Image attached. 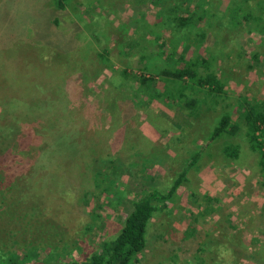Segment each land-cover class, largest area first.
<instances>
[{"label": "rangeland", "instance_id": "1", "mask_svg": "<svg viewBox=\"0 0 264 264\" xmlns=\"http://www.w3.org/2000/svg\"><path fill=\"white\" fill-rule=\"evenodd\" d=\"M213 1L220 10L228 2ZM171 4H162L164 13ZM159 9L147 0H70L63 11L54 0H0V260L16 255L31 264H64L99 252L119 231L139 185L163 192L230 114L241 132L211 144L196 161L178 190L182 199L152 219L132 264H264V181L239 115L246 102L264 104L262 35L243 25L216 42L178 47L176 57L210 58L224 87L221 95L202 96L197 116L178 103L175 90L170 107L156 100L135 106L119 72L165 66L156 47L141 63L126 47L136 18L154 22ZM227 145L238 147L235 159L224 154ZM139 155L156 182L130 167ZM126 183L134 196L118 203L114 192ZM191 193L205 203L194 205ZM206 204L220 209L198 216ZM191 229L196 234L185 238ZM213 235L227 247L214 244Z\"/></svg>", "mask_w": 264, "mask_h": 264}, {"label": "trees", "instance_id": "2", "mask_svg": "<svg viewBox=\"0 0 264 264\" xmlns=\"http://www.w3.org/2000/svg\"><path fill=\"white\" fill-rule=\"evenodd\" d=\"M70 0H54L57 10H65ZM154 8H159V13L154 22L149 23L145 14H141L136 18L137 23L134 25L133 36L129 37L126 47L128 51H134L138 54L139 62L149 60L152 57L154 47L157 48L156 57L163 59L165 66L158 71L149 73L148 68H141L139 74L127 68H123L120 73V80H125L126 84H119L121 88H128L130 99L135 100V106L139 104L149 105L152 101L163 102L169 106V96L173 94V90L178 93V103H183L190 109V114L197 116L201 110L202 104L205 102L202 96L221 95L224 93V87L212 70V60L204 59L198 56H192L188 60L185 53L176 57L178 47L182 44L185 50L190 49L193 43H202L212 39L218 41L217 37L224 35L231 28L240 30V27L246 25L249 32L256 31L262 35V43H264V3L262 1L253 2L255 0H228L226 7L218 8L213 0H147ZM163 3H172L168 9V14L161 9ZM162 10V12H161ZM214 11V12H213ZM219 16V18H218ZM215 17V18H214ZM210 19L216 20L215 25ZM221 31V32H220ZM167 34L166 38L164 34ZM170 35V38H169ZM147 36L153 38H146ZM201 36L202 38H200ZM133 40V41H131ZM170 43L171 49L167 48ZM166 49V51H165ZM171 50V51H170ZM149 52V53H147ZM151 52V53H150ZM178 53V52H177ZM255 63H257V52L252 53ZM176 57V58H175ZM172 66V67H170ZM110 70L116 72L113 67L108 66ZM148 74V75H147ZM163 83V89L156 87V83ZM132 84H135V86ZM132 87H131V86ZM189 91V94L184 93ZM195 95H198L197 97ZM246 108L242 105L239 115L243 121L245 129V139L249 144V148L253 153L258 155V167L260 176L264 181V148L260 141V137L264 136V104L261 106L253 102H246ZM230 114H224L218 124L212 128L210 133L204 137V147H199L191 152L189 159L174 178L172 184L163 192H158L157 185L149 187L148 185H139V189L134 191L124 184V191L120 193L117 189L114 192L117 202L122 203L125 196L131 193L134 196L131 203V210L120 224L119 231L110 240H103L99 244V252H93L85 257V260H72L64 264H132L146 246V234L151 224V220L160 213L167 210L168 203H175L178 190L188 181V171L195 166L196 161L202 159L207 148L215 144L219 139H228L241 132L239 123L233 122ZM258 133V134H257ZM259 135V136H258ZM171 144V142H170ZM170 146L173 147L171 144ZM237 146L227 145L223 148L224 154L230 159L237 156ZM171 149V148H169ZM199 149V150H198ZM167 150V149H166ZM167 152V156H172ZM207 155V154H206ZM141 162L139 164L130 165V167H138L139 176L150 179V183L156 182L157 179L148 176L145 166L141 167L142 155H139ZM152 170V168H151ZM98 171V170H97ZM98 173V172H97ZM95 177V176H94ZM96 179V178H95ZM145 182V181H144ZM112 180L108 181L103 191L112 193ZM148 184L147 182H145ZM122 186V185H121ZM191 202L197 207L201 206L200 199H196L194 193L190 194ZM204 197V196H203ZM198 198V197H197ZM202 198V197H201ZM206 198V197H204ZM205 201V200H204ZM217 211L212 205L206 204L203 211L198 216L213 214ZM191 229L185 233V238L190 236ZM197 232V231H196ZM196 234L195 232H193ZM211 252V250L209 249ZM6 260H0V264H31L30 258L10 255ZM206 258H209L208 256ZM50 259V258H47ZM37 262L35 264H45L46 261ZM45 262V263H44Z\"/></svg>", "mask_w": 264, "mask_h": 264}, {"label": "crops", "instance_id": "3", "mask_svg": "<svg viewBox=\"0 0 264 264\" xmlns=\"http://www.w3.org/2000/svg\"><path fill=\"white\" fill-rule=\"evenodd\" d=\"M201 145H202V144H201ZM197 148H199V147L197 146L195 149H197ZM199 192H202V190L199 189ZM199 194H200L201 196H204L203 193H199ZM211 195H212V194H211ZM211 195H209V196L211 197ZM213 195H215V194H213ZM177 196H178L179 198H181V196H180V194H179V191L177 192ZM181 199H182V198H181ZM196 199H200L199 202L201 203V205H202V203H205L204 199L201 198V197H198V198H197V196H196ZM172 205H173L172 203H168V206H167V210H168V211H170L171 209L174 208ZM180 205H183V203H180ZM214 208L217 209V211L220 209L219 206H218V207L215 206ZM217 211H216V212H217ZM216 212H215V213H216ZM198 213H199V212L197 211V214H198ZM155 217H156V216H155ZM155 217H154V218H155ZM151 221H152V220H151ZM224 223H226V222H223V224H224ZM219 225H221V224H218V226H219ZM221 230H222L223 232H227V231L230 230V229L226 230V229H224V227H223ZM234 231H235V230H234ZM228 233H230V231H228ZM229 235H231V233H230ZM213 237H214V238H213L212 242H213L214 244H216V245L219 246V247H222V246L225 247V246H226L225 243L222 242V240H224V237H220V238H219V237L216 236V235H213ZM232 237H234V241H235V239H236L235 236L233 235ZM215 238H216V239H215ZM218 238H219V239H218ZM235 244H236V242L233 243L232 246H236ZM226 247H227V246H226Z\"/></svg>", "mask_w": 264, "mask_h": 264}, {"label": "built area", "instance_id": "4", "mask_svg": "<svg viewBox=\"0 0 264 264\" xmlns=\"http://www.w3.org/2000/svg\"><path fill=\"white\" fill-rule=\"evenodd\" d=\"M258 134V133H257ZM259 136V135H258ZM260 141L262 142L263 144V148H264V136L260 137Z\"/></svg>", "mask_w": 264, "mask_h": 264}]
</instances>
